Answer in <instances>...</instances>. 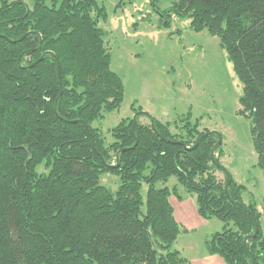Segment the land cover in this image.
<instances>
[{
	"label": "trees",
	"instance_id": "obj_1",
	"mask_svg": "<svg viewBox=\"0 0 264 264\" xmlns=\"http://www.w3.org/2000/svg\"><path fill=\"white\" fill-rule=\"evenodd\" d=\"M159 13L165 27L176 16L221 40L243 85L240 113L252 121L264 171V0H176ZM107 17L98 0H0V264H189L174 250L181 227L171 198L184 200L180 188L196 197L202 219L224 226L209 242L210 255L224 264H264L262 215L226 170L228 197L226 176L211 158L218 137L184 147L212 131H200L197 121L173 134L170 123L141 124V117L149 119L144 114L134 134L133 118L126 119L108 143L94 127L125 99L101 27ZM40 37L41 48L19 66ZM47 53L56 58L47 55L29 68ZM56 104L64 120L88 127L61 120ZM136 140L119 168H109ZM106 175L119 180L116 191L104 185ZM172 178L177 183L169 188ZM255 220L259 234L245 247Z\"/></svg>",
	"mask_w": 264,
	"mask_h": 264
},
{
	"label": "rangeland",
	"instance_id": "obj_2",
	"mask_svg": "<svg viewBox=\"0 0 264 264\" xmlns=\"http://www.w3.org/2000/svg\"><path fill=\"white\" fill-rule=\"evenodd\" d=\"M98 1L105 6L108 16L101 27L107 33L111 68L124 82L125 99L119 111L107 114L94 127L104 133L108 143L113 142L110 132L124 120L135 117L133 106L153 119L170 123L173 134L182 133L188 122L199 121L200 131L221 135V164L237 184L246 187L242 199L257 205L264 229V171L258 166L252 121L240 113L243 85L221 40L208 31H193L190 21L176 16L165 27L159 12H165L176 0H158L156 6L151 5V0ZM139 122L151 124L144 116ZM214 175L224 182L222 172L215 171ZM103 183L116 191L119 180L106 175ZM176 183L172 178L167 186L173 188ZM179 195L186 198L183 206L197 207L196 197L183 188ZM171 203L174 208L181 207H177L175 197ZM192 219L189 225L180 224L174 250L189 264H203L208 258H217L210 255L209 242L224 226L217 219L204 220L195 214Z\"/></svg>",
	"mask_w": 264,
	"mask_h": 264
},
{
	"label": "water",
	"instance_id": "obj_3",
	"mask_svg": "<svg viewBox=\"0 0 264 264\" xmlns=\"http://www.w3.org/2000/svg\"><path fill=\"white\" fill-rule=\"evenodd\" d=\"M24 38H25V37H23L22 39H20V42H21ZM9 41L12 42V43H15L14 41H11V40H9ZM41 46H42V40H41V37H40V43H39V45H38L35 49L29 50V51L23 53V54L20 56V58H19V62H18V63H19V66H21V62H22V59H23L24 56H26L27 54H31V53H34V52L38 51V50L41 48ZM47 55H50V56H53L54 58H56L52 53H47V54L43 55V56L41 57L40 60H38L36 63H34V64H33L32 66H30L29 68H33V67H35L36 65H38L41 61L44 60V58H45ZM56 63H57V67H58V79H59V84H60V89H61L60 97H59V99H58V101H59L60 98L62 97L63 89H62V84H61V82H60V70H59V65H58V60H57V59H56ZM21 67H22V66H21ZM58 101H57V104H58ZM57 104H56V109H55V111H56V113L58 114ZM142 115H144L142 112H141V113H137V114L135 115V117L133 118V121H134V123H133V127H132V132H133V134L135 133V128H136V125H137L138 118H139L140 116H142ZM145 115H146V114H145ZM58 116H59V114H58ZM59 117H60L61 120L65 121V122H67V123L70 122V121L64 120L61 116H59ZM148 117H149V116H148ZM149 119H150V121H151L152 128L155 129V121H154V119H153L152 117H149ZM72 123H74V124H79V123H81V124H83L85 127H88L87 124H86L85 122H82V121H75V122H72ZM213 135H216V136L218 137L219 140H218V143L214 146V148H213V150H212L211 158H212V161H213V162H214V163L220 168V170H221V171L225 174V176H226V179H227L226 192H227L228 197L230 198V196H229V187H230V184H231V177H230V175L226 172V169H225L224 167H221V166H220L219 164H217V162H216V152H217V149L223 144L222 137H221V135H220L219 133H217V132H211V133H208V134L204 135L203 137H201V138L199 139V141H198V142L194 145V147H192V148H188V147L184 146L182 143L173 142V141H170V140L165 139V138H164V140H165L167 143L181 144V145H183V146L185 147V149H187V150L190 151V150H194V149H196V148L198 147V145H199V143H200L201 140H203L204 138H207V137H211V136H213ZM137 145H138V141L136 140L135 145H134L133 147L128 148V149H123V150L119 151V152L117 153V164H116V165H111V166H109V168H119L120 163H121V161H120V155H121L122 153L128 151V150H134V149L136 148ZM236 204H238V203H236ZM238 205L241 206L240 204H238ZM255 225H256V228H255V234H254L253 236L248 237V238L245 240V247H247V244H248V242H249L250 240L255 239V238L258 236V234H259V225H258V223H257L256 220H255ZM246 249H247V248H246ZM247 251H248V249H247ZM251 256H252V255H251ZM254 263H255V260H254Z\"/></svg>",
	"mask_w": 264,
	"mask_h": 264
},
{
	"label": "crops",
	"instance_id": "obj_4",
	"mask_svg": "<svg viewBox=\"0 0 264 264\" xmlns=\"http://www.w3.org/2000/svg\"><path fill=\"white\" fill-rule=\"evenodd\" d=\"M186 198H184V200L182 202H179L177 203V207H180V208H174L175 210V218L177 220V222L179 224L181 223H188L187 225H189L190 221L194 220L192 218H194V214L199 216L198 215V211L197 210V207L196 208H192V209H188L186 206H183L185 202ZM173 207H175L174 205H172ZM200 217V216H199ZM181 219V220H180ZM217 258H214V259H206L207 262H204L203 264H224L223 260L216 256ZM213 260L214 262L212 263ZM189 261V260H188ZM195 264H198V263H195Z\"/></svg>",
	"mask_w": 264,
	"mask_h": 264
}]
</instances>
